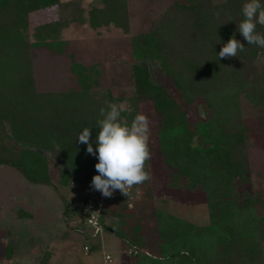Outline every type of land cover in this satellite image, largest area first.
I'll list each match as a JSON object with an SVG mask.
<instances>
[{"label": "trees", "instance_id": "16d2710c", "mask_svg": "<svg viewBox=\"0 0 264 264\" xmlns=\"http://www.w3.org/2000/svg\"><path fill=\"white\" fill-rule=\"evenodd\" d=\"M82 3L0 0V166L17 171L28 183L52 186L62 199L66 225L78 214L52 183L49 161L57 156L63 163L57 170L61 185L91 183L98 161L87 153V145L77 142L78 133L90 127L94 141L100 109L107 110L106 102L120 106V100L109 90L97 99L92 88L98 71L76 63L71 55L73 85L65 91L39 92L34 51L61 55L66 44L59 34L70 25L92 30L112 26L123 35L129 28L127 0H90L86 8ZM244 3L174 0L148 32L129 37L132 105L148 102L152 107L166 186L201 193L207 211V223L196 225L158 207L137 209V201L128 207L127 198L148 188V181L128 189L127 196L117 190L105 209L113 222L104 226L100 219L99 225L112 230L125 252L135 251L129 255L132 264H264V198L255 191L249 164L250 146L264 153V66L256 64L264 48L247 45L238 31ZM47 10L56 18L34 25L29 34L30 17ZM257 32L264 33V26L257 25ZM233 36L244 50L220 59L221 47ZM140 62L148 64L150 77ZM242 100L255 110L252 118L243 116ZM197 101L199 116L191 119L187 111ZM121 108V121L131 122L137 110ZM149 213L156 227L147 237L141 220ZM16 214L28 215L20 210Z\"/></svg>", "mask_w": 264, "mask_h": 264}, {"label": "rangeland", "instance_id": "374dc122", "mask_svg": "<svg viewBox=\"0 0 264 264\" xmlns=\"http://www.w3.org/2000/svg\"><path fill=\"white\" fill-rule=\"evenodd\" d=\"M89 1L83 0L84 8ZM172 1L127 0L128 35H123L112 26L92 30L86 25H70L62 29L59 39L65 41L66 45L61 55L44 49L34 51L32 65L36 89L39 92H60L73 85L69 71L71 55L76 63L93 65L98 71L97 85L92 88L97 99H102L103 94L109 90L112 96L119 98L121 107L133 110L134 87L130 74L132 58L129 37L148 32L158 13ZM55 18L52 10L41 11L30 17L29 34L34 25ZM256 64L264 66V57L259 56ZM152 73L157 81H163L155 68H152ZM199 102L187 111L189 118L196 119L199 116ZM135 109L136 113H143L149 120L151 159L146 162V168L151 172V179L148 188L138 190L136 197L127 201L128 207L137 201V209L149 211L158 207L188 222L205 225L207 211L203 195L168 189L166 186L167 170L161 163L150 103H140ZM241 109L245 118L255 115V110L243 100ZM46 155L50 156V153L46 152ZM249 164L251 179L256 184L255 191L264 198V153L257 146L249 147ZM63 168L59 157L55 156L49 161L51 181L68 201L72 182L67 186L58 182L57 170ZM62 208V199L52 186L28 183L17 171L0 166V264H40L44 255V264H108L103 261L105 254L112 259L109 264H132V257L126 254L122 241L116 235L105 227L94 233L79 222L77 215L74 221H68L66 225L61 217ZM17 210L28 215L19 218ZM141 221L145 236H151L156 227L151 213L143 215ZM101 222L108 226L113 219L104 212ZM8 246L11 254L7 258ZM84 246L88 248L85 255Z\"/></svg>", "mask_w": 264, "mask_h": 264}, {"label": "clouds", "instance_id": "9594fccd", "mask_svg": "<svg viewBox=\"0 0 264 264\" xmlns=\"http://www.w3.org/2000/svg\"><path fill=\"white\" fill-rule=\"evenodd\" d=\"M244 19L238 31L248 44L264 48V33L257 32V25L264 26V3L261 0H245L242 6ZM245 46L234 36L230 37L219 53L220 59L237 57ZM107 110L100 109L97 121L98 132L92 141L90 127L78 133V143L87 145L86 151L97 159L90 187L104 198H111L115 191L124 196L134 185L143 184L151 179L146 162L151 159L149 149V120L143 113H137L131 122L121 121L122 108L106 102ZM95 143V149L93 148Z\"/></svg>", "mask_w": 264, "mask_h": 264}, {"label": "built area", "instance_id": "2783aa9c", "mask_svg": "<svg viewBox=\"0 0 264 264\" xmlns=\"http://www.w3.org/2000/svg\"><path fill=\"white\" fill-rule=\"evenodd\" d=\"M91 183L74 180L71 183V197L67 201L68 206L78 214L79 222L89 227L94 233H97L102 227L99 220L103 217L105 209L114 202L117 191L111 198H104L98 191L90 187ZM128 202L131 197L127 198ZM88 253V248L83 247V254ZM127 255H134L135 251H126ZM105 263H110L111 258L105 254L103 256Z\"/></svg>", "mask_w": 264, "mask_h": 264}, {"label": "water", "instance_id": "95a60500", "mask_svg": "<svg viewBox=\"0 0 264 264\" xmlns=\"http://www.w3.org/2000/svg\"><path fill=\"white\" fill-rule=\"evenodd\" d=\"M138 66H139L141 69L144 70V72L146 73V75H147L148 77H150V70H149V66H148L147 63L140 62V63L138 64ZM109 232L112 233V230L109 229Z\"/></svg>", "mask_w": 264, "mask_h": 264}, {"label": "crops", "instance_id": "0c3cea01", "mask_svg": "<svg viewBox=\"0 0 264 264\" xmlns=\"http://www.w3.org/2000/svg\"><path fill=\"white\" fill-rule=\"evenodd\" d=\"M107 255H108V254H107ZM110 258H111V257H110ZM121 261H122V260H121ZM111 262H112V259H111ZM111 262H110V263H111ZM122 262H123V261H122ZM119 263H120V262H119Z\"/></svg>", "mask_w": 264, "mask_h": 264}]
</instances>
